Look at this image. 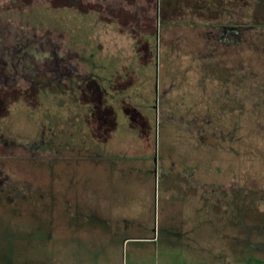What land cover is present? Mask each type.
<instances>
[{"label": "rangeland", "instance_id": "1", "mask_svg": "<svg viewBox=\"0 0 264 264\" xmlns=\"http://www.w3.org/2000/svg\"><path fill=\"white\" fill-rule=\"evenodd\" d=\"M77 1L0 0L15 49L0 58V264H264V0ZM221 24L239 36L215 38ZM106 31L122 41L99 48ZM40 40L58 63L32 115L35 91L13 88L50 64ZM189 177L215 212L188 192L182 234L162 191Z\"/></svg>", "mask_w": 264, "mask_h": 264}, {"label": "trees", "instance_id": "2", "mask_svg": "<svg viewBox=\"0 0 264 264\" xmlns=\"http://www.w3.org/2000/svg\"><path fill=\"white\" fill-rule=\"evenodd\" d=\"M55 3H57L58 2V0H53ZM82 1H84V0H79V1H77V3H79L80 5L83 3L84 4V2H82ZM108 23V22H107ZM109 23H112V22H109ZM114 31L120 36V37H122V36H124L125 37V34H128V32L129 31H134L135 33H137V34H145L144 33V31L145 30H143V29H133V28H131V29H129V28H124V30H123V28L122 29H118V28H115L114 29ZM240 29L237 27V24H221V25H215V38H217V39H220L221 38V40H224V41H227L228 43L230 42V41H232L233 39H235L236 37H238L239 36V34H240ZM105 35V40H103L102 39V41H101V43H99V42H97V45H98V47L99 48H101L102 46H101V44L102 43H105L106 44V47L107 46H115L116 44H118L119 42H121L122 41V39L121 38H118L117 37V39H112V38H108L109 36H108V34H107V31H106V34H104ZM142 37H143V35H141ZM13 40V39H12ZM11 40V38H7V39H5V42H2L1 43V45H0V58H2V56L4 55V53L5 52H8V53H12V52H14L15 51V49L14 48H12V45H11V43H10V41H12ZM146 38L145 37H143V38H138V42H136V45H137V49H139V48H144V45H146L145 43H146ZM46 41V40H45ZM44 40L43 41H39V44L40 45H37V48L36 49H38V51H43V50H45V52H46V54H45V57L47 56V55H50V56H52V57H50L51 58V60H50V64H44V62H39L38 64H35L33 67H32V69H31V74H29L30 76H28L26 79L27 80H29V81H31V80H38V82L39 83H37L38 85H33V84H28V86L26 87H23L24 85V83L23 84H21V83H19V84H15L14 86V88H13V92H16V91H22V92H24L25 93V91H28V90H33V91H35L34 92V97H33V99L31 100H29V110H27V111H29V113L30 114H32V115H35L36 114V112H38V107H39V105H43L42 103H43V100H46L47 98H50V95H49V93H52V92H49L48 91V84H49V81H47L46 79H48V78H50L51 76H49V74L47 73V72H54L55 71V68H56V66H57V57L55 56L56 54H54L53 52L55 51H53V49H54V46H52L51 44H50V42L48 41V42H45ZM44 42V44H45V46H46V48L45 49H43V47L41 46L42 45V43ZM156 47V46H155ZM103 48V47H102ZM142 48V49H143ZM122 49V48H121ZM117 54L120 56L119 57V59L120 58H122L123 59V54L121 53V50H120V48L119 49H117ZM103 58H106V60H107V62H108V64L110 65V63H112V61L114 60V58L112 57V56H103ZM118 59V60H119ZM117 63H119V62H117ZM43 64V65H42ZM21 74H23V72L21 71L20 72ZM33 74V75H32ZM53 76V75H52ZM23 77L24 76H21L20 77V79H18V82H19V80H20V82L22 81V82H24V79H23ZM54 77H57V76H54ZM85 78H87V77H83V81L81 80V82L83 83V85L82 84H79V85H77V87L76 88H74V90L75 91H79V92H83L84 94H86L85 93V91L87 92V91H89L88 89H86V87H85V85H86V81H88V79H85ZM148 78V77H147ZM45 79V80H44ZM53 79V78H52ZM148 80H149V78H148ZM148 80H146L147 82H148ZM102 93H104V92H102ZM105 93H106V91H105ZM90 95V94H89ZM89 97V96H88ZM144 99V98H143ZM77 100H80V102L81 101H83V99L81 98V97H78L77 98ZM145 100V99H144ZM97 100L96 99H92V101H85V105H87V109H88V111L87 112H89V113H92V110H90L91 108H92V106L91 105H93V102H96ZM32 102V103H31ZM91 103V104H90ZM34 105V106H33ZM90 107V108H89ZM49 108V106L47 107V109ZM101 108H103V106L101 107ZM121 108V107H120ZM127 108V107H126ZM6 109V113H8V109L9 108H5ZM50 109V108H49ZM26 111V110H25ZM26 111V112H27ZM94 113V112H93ZM10 114L11 115H14L15 114V112H13V113H11L10 112ZM26 114H28V112L26 113ZM49 114H50V112H49ZM5 115V114H4ZM39 118V117H38ZM42 118H43V116H42ZM41 118V116H40V120L38 119H36V121H37V124L38 125H40V124H42V122L44 123V119L45 120H48V125H49V129L50 130H53L54 128H55V125L54 124H52L53 123V118H51L50 116H45V118H43L42 119ZM53 135H54V133H53ZM94 156V155H93ZM16 158H21V159H25L26 157L25 156H18V157H16ZM66 159V158H65Z\"/></svg>", "mask_w": 264, "mask_h": 264}, {"label": "crops", "instance_id": "3", "mask_svg": "<svg viewBox=\"0 0 264 264\" xmlns=\"http://www.w3.org/2000/svg\"><path fill=\"white\" fill-rule=\"evenodd\" d=\"M164 167V166H163ZM176 184H180V186H183L185 188L181 189L182 193L178 194L177 198H175L173 195L170 194L169 189L163 188V194H162V203H170V202H174L176 204H178L177 206L173 204V208L175 206L176 208V212H179L178 215L180 216V213L183 214L180 219L181 222H183V228H182V234H185V232L189 231L188 229V225L186 224L188 222V213L185 212V210L187 209V207L190 205L192 206L193 204H188L187 200H189L190 195H187L188 192H194V194L190 193L191 195H193V197L190 199V201L193 203L194 199L197 200V198H200L201 200V206L194 207V211L193 212H215V203H214V198H215V192L214 190H209L210 184L205 183L204 180L200 183L199 180L193 178V177H189L188 180L187 178L185 179H179V180H175ZM204 185H206L207 187H205ZM189 191H187V187H189ZM187 195V196H186ZM205 197H207V201L206 203H204L205 201ZM163 208H166L165 206H163ZM193 208V207H192ZM186 213V214H185ZM186 215V216H185ZM191 215V219L196 220V216L197 214L195 213V215H193V213H190ZM189 215V216H190ZM184 231V232H183ZM180 231H176V234H180ZM154 237H147V236H134L131 237L132 241L135 243H150V242H155L153 240Z\"/></svg>", "mask_w": 264, "mask_h": 264}, {"label": "flooded vegetation", "instance_id": "4", "mask_svg": "<svg viewBox=\"0 0 264 264\" xmlns=\"http://www.w3.org/2000/svg\"><path fill=\"white\" fill-rule=\"evenodd\" d=\"M110 162L112 163L113 166L116 165L115 162H113V161H110Z\"/></svg>", "mask_w": 264, "mask_h": 264}, {"label": "water", "instance_id": "5", "mask_svg": "<svg viewBox=\"0 0 264 264\" xmlns=\"http://www.w3.org/2000/svg\"><path fill=\"white\" fill-rule=\"evenodd\" d=\"M157 84H155V87H156Z\"/></svg>", "mask_w": 264, "mask_h": 264}]
</instances>
